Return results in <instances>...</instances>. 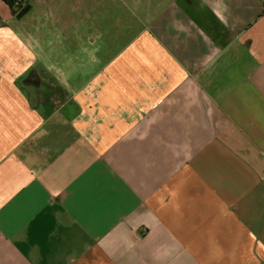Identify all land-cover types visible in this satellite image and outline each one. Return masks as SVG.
Masks as SVG:
<instances>
[{
	"label": "crops",
	"instance_id": "obj_1",
	"mask_svg": "<svg viewBox=\"0 0 264 264\" xmlns=\"http://www.w3.org/2000/svg\"><path fill=\"white\" fill-rule=\"evenodd\" d=\"M23 1L0 264H264L263 1Z\"/></svg>",
	"mask_w": 264,
	"mask_h": 264
},
{
	"label": "trees",
	"instance_id": "obj_2",
	"mask_svg": "<svg viewBox=\"0 0 264 264\" xmlns=\"http://www.w3.org/2000/svg\"><path fill=\"white\" fill-rule=\"evenodd\" d=\"M6 5L9 6V8L12 10V12L14 13L16 9V6L13 5V2L14 0H2ZM17 2H22L23 3V6L16 11L15 15L17 18L21 17L22 15H24V13L27 12L28 10V6L24 3L23 0H16ZM263 1V4H264V0Z\"/></svg>",
	"mask_w": 264,
	"mask_h": 264
},
{
	"label": "rangeland",
	"instance_id": "obj_3",
	"mask_svg": "<svg viewBox=\"0 0 264 264\" xmlns=\"http://www.w3.org/2000/svg\"><path fill=\"white\" fill-rule=\"evenodd\" d=\"M16 11L17 10H15V13H16ZM12 32H14V33H19V32H17V30H15V28H12L11 26L10 27H8ZM28 48H30V49H32V50H35V48H36V44H35V40H33V39H25V38H22V40H21ZM47 41V40H46ZM45 41V42H46ZM0 57H1V53H0Z\"/></svg>",
	"mask_w": 264,
	"mask_h": 264
},
{
	"label": "built area",
	"instance_id": "obj_4",
	"mask_svg": "<svg viewBox=\"0 0 264 264\" xmlns=\"http://www.w3.org/2000/svg\"><path fill=\"white\" fill-rule=\"evenodd\" d=\"M13 5L16 6L17 10H19L23 6V3L17 2L16 0H14Z\"/></svg>",
	"mask_w": 264,
	"mask_h": 264
}]
</instances>
